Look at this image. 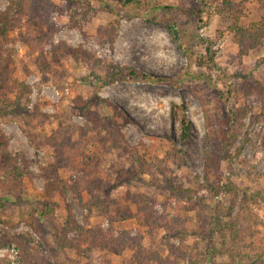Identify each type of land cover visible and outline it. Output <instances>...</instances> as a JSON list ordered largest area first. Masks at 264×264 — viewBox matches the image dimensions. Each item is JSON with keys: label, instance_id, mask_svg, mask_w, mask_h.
<instances>
[{"label": "rangeland", "instance_id": "rangeland-1", "mask_svg": "<svg viewBox=\"0 0 264 264\" xmlns=\"http://www.w3.org/2000/svg\"><path fill=\"white\" fill-rule=\"evenodd\" d=\"M49 1L57 31L48 23L33 33L61 49L29 55L22 34L30 23L18 22V14L1 45L14 51L15 76L27 90H0V143L9 153L0 155V264H137L135 244L118 254L64 230L68 216L84 230L98 229L102 217L90 210L91 199L124 204L128 192L152 197L174 218L167 229L133 218L114 224L139 230L148 264L181 244L195 246L196 257L178 264H264V111L243 112L247 84L264 85V45L241 56L229 30L234 16L241 27L264 17L259 0H227L233 16L223 0H162L132 17L122 7L127 0ZM8 6L0 0V12ZM172 7L179 8L174 33L164 21ZM112 66L123 69L113 79ZM129 68L147 77L133 79ZM88 107L98 123L81 114ZM183 119L191 124L187 133ZM56 132L82 137L76 148L85 146L87 169L96 170L87 178L101 187L83 200L68 189L80 168L48 175ZM226 148L228 158L217 165ZM209 150L214 161L207 165ZM142 160L155 177L131 181ZM16 170L24 173L20 180ZM19 215L29 221L5 224Z\"/></svg>", "mask_w": 264, "mask_h": 264}, {"label": "trees", "instance_id": "trees-1", "mask_svg": "<svg viewBox=\"0 0 264 264\" xmlns=\"http://www.w3.org/2000/svg\"><path fill=\"white\" fill-rule=\"evenodd\" d=\"M73 2V0H71ZM247 2L248 0H243ZM162 0H155V3H150L147 0H127L123 1L122 7L126 8L129 15L132 17L137 15L141 11H145L148 8L158 9L161 5ZM224 7L226 11L230 12L232 16L234 15V9L230 6V2L227 0H223ZM205 4V3H204ZM259 4L261 5L262 10L264 11V0H259ZM209 6H204V8L199 10V14L205 12V8ZM56 8L51 4L49 0H9V6L6 8L5 11L0 12V90L2 91L4 96L7 94L15 93L18 89L21 92L27 90L24 87V84L19 82L17 77L15 76V68H14V51L7 50L3 48L1 45L8 43L10 38V32L15 28V21L18 19V22L21 23V20L26 17L30 23V26L26 29V32L22 34V42L28 49V54L33 55L35 53H39L43 55L45 51L53 53L61 49L62 45L56 46L53 44L51 37H38L33 33V29L38 27L44 28L48 23L52 26L53 30L57 31V24L53 22L54 10ZM208 9V8H207ZM172 13H170L169 17L166 18L164 21L171 32H175V22L176 18L179 14V8L172 7ZM18 14V18H14V15ZM240 17L234 16V23L230 24L229 30L233 33L235 43L237 44L240 55L245 56L250 51L263 46L264 45V17H262L259 21L251 22L247 27L240 26ZM30 27H32L30 29ZM179 33V32H178ZM187 54H189V51ZM112 71L110 72V77L116 78L119 76L120 73L123 72V69L119 67L112 66ZM115 70H117L118 74H115ZM128 75L133 79L138 78H145L147 77L145 74L138 72L132 68L127 69ZM248 90H246L245 102L246 106H244L243 112L249 113L251 111H255L256 109H261L264 111V85L257 84L255 81L254 83L247 84L246 86ZM17 89V90H16ZM36 111V110H35ZM82 115L90 117V121L94 123H98L91 115H89V107L81 111ZM242 112V113H243ZM36 113H39L36 111ZM241 117L244 115H242ZM207 114V113H206ZM34 117V116H33ZM207 117L208 121V128L211 129V123L209 122V118ZM182 126H184V130H190L191 124L189 122H185V119L182 120ZM183 134V138H186L187 135ZM26 134H28L26 132ZM29 135V134H28ZM119 135V134H118ZM118 140L121 142L124 141V138L118 137ZM78 142L73 141L68 133L65 132H56L55 135L49 139L51 147L56 151L54 156V162L51 164L50 168L48 169V175H55L58 177L60 171L62 169H70V168H80L81 172L75 173L73 179L75 180V184L69 186L68 189L73 190L76 192L79 199L84 198V193L93 191L94 189H98L101 186L98 184V180L96 181V185L93 186L89 182L87 175H94L95 172L91 171L88 168L87 162H85L86 152L84 147L76 148V144L83 145V139L79 138ZM229 141V140H228ZM214 142V140H213ZM122 143H118V147H120ZM211 147V144H209ZM223 147H226L224 145ZM228 148H226L220 159H216L217 165L220 164L222 159L228 158L229 154ZM8 151L6 145L4 143H0V155L7 157ZM214 159L211 157L210 150L206 152V164H210L213 162ZM133 171L130 173L131 181L140 179V176L149 173V175L155 177L154 173L150 172L149 166L146 161H138L133 164ZM208 169V168H207ZM82 170L84 172H82ZM50 175V177H51ZM24 176V173L21 171L16 170L15 172V179L20 180ZM93 176V177H94ZM49 179V176L46 177ZM68 185L67 182H65ZM132 183V182H131ZM211 189V186H209ZM91 193V192H90ZM130 192L125 196L124 204L120 201L114 199L107 198L108 200H100L96 197L88 198L91 199L89 208L96 213V215L102 217V222H100L98 229L96 230H84L76 222L72 216H68V220L65 222L64 230L68 235L72 231H76L78 233V241L81 239H85L89 241L90 245L100 246L106 249L114 250L116 253L120 254L124 251L126 247L130 244H135L137 246V264H148L147 261L149 257L148 255L144 256L146 253L145 249L142 246V237L138 229L134 230H118L114 227V224L124 221L126 219L133 218L142 226H148L149 229L154 230L156 228H168L172 226L174 223V218L167 213V208L163 204L156 202L152 197L146 196L144 194L135 193L130 196ZM91 195V194H90ZM93 195V194H92ZM149 197V198H148ZM5 201L3 198H0V221L3 222L1 216L3 215L5 209ZM94 201V202H93ZM97 202V206L94 203ZM234 203V202H233ZM236 203V202H235ZM103 204V205H102ZM132 206L136 209L135 213L132 214ZM235 206L232 205L231 209ZM23 221H29L28 216L26 215H19L15 217L14 221L8 220L5 224L14 225L13 223H20ZM211 225H216L215 223H211ZM236 227V223H235ZM211 235L213 240L211 243L207 245L208 250L207 252L211 253L210 250L213 247L214 239H215V232ZM181 239V238H180ZM62 242V241H61ZM184 243V240H182ZM63 243V242H62ZM4 243L0 240V246ZM192 246H186V244H181L180 246L175 247L174 245L170 246L169 254L166 258L158 260L159 264H163L164 262H170L172 257H175L174 264H178L181 261H189L193 257V251L195 252L196 248ZM213 250V249H212ZM212 255H216V250L212 252ZM195 255L193 259H195ZM243 257V256H240ZM235 257H233L234 259ZM192 259V260H193ZM191 260V261H192Z\"/></svg>", "mask_w": 264, "mask_h": 264}]
</instances>
